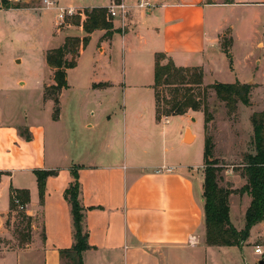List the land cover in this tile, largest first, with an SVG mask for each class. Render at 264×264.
I'll use <instances>...</instances> for the list:
<instances>
[{
	"label": "crops",
	"instance_id": "obj_1",
	"mask_svg": "<svg viewBox=\"0 0 264 264\" xmlns=\"http://www.w3.org/2000/svg\"><path fill=\"white\" fill-rule=\"evenodd\" d=\"M18 1L1 9L5 19L17 12L22 17L34 11L52 10L56 15L60 9L108 8L115 0H54L49 10L33 6V0ZM122 1L133 7L137 0ZM233 1L150 0V9H132L126 21L114 20L111 36L104 30L90 34L77 66L67 70L68 88L60 94L58 121L53 119V101H44L45 87L54 84L50 67L51 80L40 88L41 112L35 120L14 123L0 112V264H65L61 251L74 245L72 208L65 198L73 172L79 177L89 233L84 264H220L217 251L226 247L206 244L205 176L200 170L204 164H189L188 156L176 155L171 145L175 133L181 136L180 146L194 144L198 132L205 135L204 120L198 132V120L193 121L189 112L159 121L153 85L157 53L178 67L202 68L203 81L210 84L208 77L219 69L225 54L222 38L230 30L237 35L225 13L264 4ZM86 35L70 23L57 33L63 45L68 37ZM94 45L89 64H83ZM120 51L123 57L115 66L112 58L117 54L118 59ZM146 88V99L135 95ZM176 117L180 123L172 121ZM20 128H28L32 139L20 136ZM37 170L55 172L46 180L43 204ZM231 179L235 191L246 185L238 175ZM12 189L29 191L28 203H20L24 209H11ZM249 203L247 193L230 196L233 225V206L242 216ZM21 213L32 219L30 234ZM259 225L247 242L254 241ZM10 241L17 245L11 247Z\"/></svg>",
	"mask_w": 264,
	"mask_h": 264
},
{
	"label": "rangeland",
	"instance_id": "obj_2",
	"mask_svg": "<svg viewBox=\"0 0 264 264\" xmlns=\"http://www.w3.org/2000/svg\"><path fill=\"white\" fill-rule=\"evenodd\" d=\"M1 1L3 3L1 9H8L15 2H19L15 0ZM249 1L258 2L260 0ZM32 5L47 9L44 0H33ZM1 9L0 90L3 95L0 98V112L14 123L24 122L26 118L28 121L35 120L41 112L38 109L40 88L51 80L50 69L46 62L47 51L63 45L60 43L61 40L57 33L63 31L68 23L71 24L73 19L80 15L81 10H76L73 15L65 13L61 19L59 14L55 15V11L52 10L28 12L22 17L17 12L12 14H19L18 16L12 15L5 19V13ZM225 14L230 19V25L235 27L237 35L234 32L231 34L232 30H230L227 32L228 36L222 38L221 49L225 54L218 65L219 69L215 74L209 75L208 82L210 84L204 83L203 88L216 82L234 83L237 79L241 83L253 84L256 88L251 94V105L245 106L239 103L236 111L232 113L226 103L217 97L213 89H207L205 96L201 97L202 100L205 97L202 110L200 112L189 110L188 112L189 116L194 119L193 121L198 120L194 125L197 132L203 120L205 131L206 114H204V110L210 115L211 122L207 125L205 134L211 137L214 144L213 157L218 160L222 168L219 174L220 186L233 190L235 182L231 178L238 175L244 179L242 163H244L246 155L254 153L252 115L255 112L264 111V4L239 6ZM54 21L55 26L53 27ZM53 28H55V37L52 35ZM259 41L263 43V47ZM257 44L258 46H256ZM95 48L94 45L84 56L83 64H89L91 52H95ZM122 57V51L119 52L118 59L117 54H114L112 63L115 66L119 65ZM68 60H73V57L69 55ZM173 88L166 86L159 90L162 96L171 98ZM146 90L147 88L140 89L135 95L144 100L148 94ZM120 106L121 102L118 109ZM164 118L166 117L162 119ZM172 121L180 123L181 119L176 117ZM173 136L171 145L176 155H187L189 164L191 161L194 165L196 163L199 166L204 164V133L198 132L197 141L189 146H180V134L175 133ZM187 139L191 140L192 136L187 135ZM3 149L7 151L6 146H3ZM200 170L205 176L204 167ZM244 181L246 182L245 179ZM234 194L242 197L241 193L235 192ZM233 207L232 222L241 231L245 227V215L240 216L237 208ZM36 224L39 225L40 222ZM25 227H28V224ZM28 231L30 232V228L26 232ZM253 236L255 243L254 241L246 242L242 248L218 249L220 250L216 255L218 262L220 264H259L263 256L255 253V247L261 246L264 249V222L258 226ZM11 242L13 243L11 247L17 245L16 242L10 241L9 243L11 244ZM65 264H69L66 259Z\"/></svg>",
	"mask_w": 264,
	"mask_h": 264
},
{
	"label": "trees",
	"instance_id": "obj_3",
	"mask_svg": "<svg viewBox=\"0 0 264 264\" xmlns=\"http://www.w3.org/2000/svg\"><path fill=\"white\" fill-rule=\"evenodd\" d=\"M119 2L120 0H115ZM213 3L212 0H207ZM226 3H234L226 0ZM114 20L108 13V8L82 9L80 15L72 21V25L83 28L87 34L83 38L68 37L63 46L49 50L46 62L53 71L54 84L44 89V101H53V119L60 118V94L68 88L67 70L78 64V57L90 42V34L96 30L106 31L111 36L114 31ZM71 55L73 60H68ZM167 60V62H164ZM154 85L156 101V115L160 121L163 117L183 116L189 110L200 112L203 107L201 97L205 90L213 89L217 97L226 103L230 112H235L237 105H251V94L255 85L249 83H219L204 87L203 69L199 67H178L163 53L155 56ZM174 87L171 98L162 96L160 88ZM204 110L205 131L211 122L210 115ZM254 153L244 158L242 177L246 185L238 191L224 189L220 186V172L222 171L218 160L214 159V144L211 137L205 134L204 150V210L206 224V244L211 247H240L249 240L251 230L264 222V111L252 115ZM20 136L26 140L32 139L28 128L19 129ZM38 181L40 202L43 204L46 191V180L55 175L54 171H35ZM74 182L65 192V198L71 204L74 224V245L70 249L61 251V256L69 264H84V253L90 249L89 233L84 228V208L80 202L81 186L76 172L72 173ZM235 192L249 194L251 203L245 215V227L238 231L230 220L229 198ZM30 199L28 190H11V209L17 208L16 201L25 205ZM20 204V205H21ZM24 207V206H23ZM22 224L30 225L32 219L21 213ZM22 234V231L19 232ZM264 261V256L263 259Z\"/></svg>",
	"mask_w": 264,
	"mask_h": 264
},
{
	"label": "built area",
	"instance_id": "obj_4",
	"mask_svg": "<svg viewBox=\"0 0 264 264\" xmlns=\"http://www.w3.org/2000/svg\"><path fill=\"white\" fill-rule=\"evenodd\" d=\"M15 1H18V0H15ZM44 4L47 6V8H49L51 6H55L56 2L54 0H44ZM1 7H3V3L0 0V9H1ZM150 7H152L150 0H137L133 7L126 5L122 0H120L119 2L114 1L110 5V7H108V13L112 17L113 20H119L121 22H124L127 20L128 14L132 11V9L144 11V10L150 9ZM75 11L76 10H73V9H68V10L60 9L59 10V17H60V19L63 18L65 13L73 15L75 13ZM16 204L19 205V208L21 210L24 209V207L22 205H20L19 201H16ZM193 239L194 238H192V240ZM255 253L260 255V256H264V249L261 246H257L255 248Z\"/></svg>",
	"mask_w": 264,
	"mask_h": 264
},
{
	"label": "water",
	"instance_id": "obj_5",
	"mask_svg": "<svg viewBox=\"0 0 264 264\" xmlns=\"http://www.w3.org/2000/svg\"><path fill=\"white\" fill-rule=\"evenodd\" d=\"M188 133V132H187ZM259 264H264V261L263 260H260Z\"/></svg>",
	"mask_w": 264,
	"mask_h": 264
},
{
	"label": "bare ground",
	"instance_id": "obj_6",
	"mask_svg": "<svg viewBox=\"0 0 264 264\" xmlns=\"http://www.w3.org/2000/svg\"><path fill=\"white\" fill-rule=\"evenodd\" d=\"M189 136H191V134H188Z\"/></svg>",
	"mask_w": 264,
	"mask_h": 264
}]
</instances>
